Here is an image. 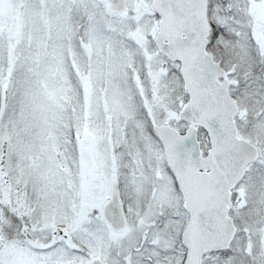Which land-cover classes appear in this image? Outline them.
<instances>
[{
	"label": "snow or ice",
	"instance_id": "obj_1",
	"mask_svg": "<svg viewBox=\"0 0 264 264\" xmlns=\"http://www.w3.org/2000/svg\"><path fill=\"white\" fill-rule=\"evenodd\" d=\"M0 264H264V0H0Z\"/></svg>",
	"mask_w": 264,
	"mask_h": 264
}]
</instances>
